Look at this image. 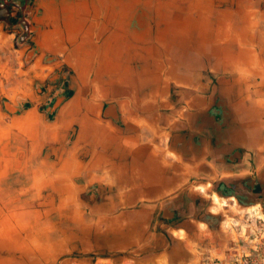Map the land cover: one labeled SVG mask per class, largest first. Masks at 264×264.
Returning <instances> with one entry per match:
<instances>
[{"label": "crops", "instance_id": "1", "mask_svg": "<svg viewBox=\"0 0 264 264\" xmlns=\"http://www.w3.org/2000/svg\"><path fill=\"white\" fill-rule=\"evenodd\" d=\"M30 2L0 264H203L220 204L264 207V0Z\"/></svg>", "mask_w": 264, "mask_h": 264}, {"label": "rangeland", "instance_id": "2", "mask_svg": "<svg viewBox=\"0 0 264 264\" xmlns=\"http://www.w3.org/2000/svg\"><path fill=\"white\" fill-rule=\"evenodd\" d=\"M24 50L18 46L17 40L12 38L8 41V45H5L2 40L0 42V91H5V94L12 95L13 93L14 95L17 89L14 84L17 77H21L29 67L23 62ZM48 70L51 77L57 68ZM5 73L8 75L7 80L4 77ZM42 84L38 82L36 86L39 88ZM53 85L56 83L50 81V78L46 79L44 90ZM2 95L1 101L9 103L8 97ZM220 210L211 227L203 226L206 233L212 231L215 234V247H217V250L211 253L210 258L203 255V264H264V207L223 202L220 204ZM207 241L203 247L208 245ZM210 243L214 242L210 240Z\"/></svg>", "mask_w": 264, "mask_h": 264}, {"label": "water", "instance_id": "3", "mask_svg": "<svg viewBox=\"0 0 264 264\" xmlns=\"http://www.w3.org/2000/svg\"><path fill=\"white\" fill-rule=\"evenodd\" d=\"M30 1L31 0H0V24L6 23L10 26H20L21 24L22 33L17 38L19 47L28 43V39L34 32L31 27L32 21L28 13ZM26 53L24 61L26 64H29L36 56V49L30 48Z\"/></svg>", "mask_w": 264, "mask_h": 264}]
</instances>
